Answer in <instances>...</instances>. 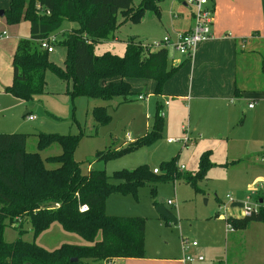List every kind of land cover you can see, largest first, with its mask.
Returning a JSON list of instances; mask_svg holds the SVG:
<instances>
[{"label":"rangeland","instance_id":"obj_1","mask_svg":"<svg viewBox=\"0 0 264 264\" xmlns=\"http://www.w3.org/2000/svg\"><path fill=\"white\" fill-rule=\"evenodd\" d=\"M140 3L141 0H131V9L136 10ZM180 4L179 0L150 2L146 6L142 5V10L135 19L130 15L123 16L119 11L115 17L117 27L114 38L93 43V52L96 55L106 51L120 55L130 38H135L140 44L158 40L155 37L159 38L163 34L161 30L157 31L159 20L160 24H166L170 10L186 13ZM8 5L9 0H0V10L7 9ZM75 27L76 22L66 20L56 32L50 34L54 35L55 42L47 50V57L61 69H65L67 55V48L62 41L67 32ZM2 30L14 40L16 37H29L26 20L9 24L2 16L0 31ZM1 36L6 38L5 35ZM11 81L12 79L10 83ZM130 84L133 94L128 101L123 102L119 98L110 101L88 99L69 93L73 85L70 76L59 78L48 69L43 92L32 95L28 101L24 102L6 91L1 94L0 132L26 133V150L39 151L42 161L48 167L53 165L48 164L46 158L59 154L61 148L57 143H52L38 150L34 133L42 131L76 135L78 141L73 150V158L79 163L80 170L83 173L90 169L102 170L113 177V183L120 182L114 178L117 172L133 170L141 165H146L150 171L156 168V175L137 185L135 191L123 193L116 189L108 192L104 205V212L108 215L144 218L146 254L159 253L179 258L193 253L203 257L202 261L191 264H264V223L248 221L244 228L231 230L228 226L230 222L226 221L229 217L241 219L245 207L257 209L262 205L259 200H263L264 192L260 188V181L264 182V179L254 180L255 183L251 185L254 181L244 173L247 171L243 167L245 163H224L225 159L220 156L221 146L192 132L193 126L186 116V105L181 106L179 100L170 99V105L167 106L163 104L164 99L160 100L153 94V80L132 78ZM138 94L143 98L137 99ZM159 100L162 101L163 116L160 138L148 144H139L115 156H96L100 152L109 153L131 146L132 142L141 139L147 129H150L151 117ZM100 106L105 107L108 114L107 121L103 123H98L91 115L93 108ZM25 110L34 114L36 119L28 120L23 115ZM205 151L210 165L204 175L194 182L186 181L183 176L175 177L166 170L164 162L173 160V166L181 175L194 174L198 169L199 158ZM167 200H171L173 204L168 205ZM159 205L175 216L176 223H169L160 217L156 211V206ZM24 227L26 232L21 236L22 239L33 240L29 223ZM3 235L6 241L18 237L12 226H7ZM34 241L47 250L64 243L87 244L80 235L63 230L57 222H52ZM184 241H195L196 246L183 251Z\"/></svg>","mask_w":264,"mask_h":264},{"label":"trees","instance_id":"obj_2","mask_svg":"<svg viewBox=\"0 0 264 264\" xmlns=\"http://www.w3.org/2000/svg\"><path fill=\"white\" fill-rule=\"evenodd\" d=\"M157 0H141L136 10L131 0H9L3 10L7 23L26 20L29 37L20 39L15 47L11 66L12 81L5 91L26 102L32 95L43 92L46 70H52L59 78H72V96L88 99H130L132 91L128 79L144 78L154 81L153 93H162L164 83L179 66L169 67L167 49L144 51L135 38L127 40L122 54L104 52L96 55L92 45L114 38L117 27L115 17H138L142 5ZM76 22L62 44L67 48L65 69L48 60L47 50L39 41L56 32L64 21ZM264 57L262 58V64ZM161 103L157 102L151 117L150 129L131 146L100 152V158L115 156L139 144H148L162 135L163 116ZM27 116V111L23 112ZM92 117L103 123L108 114L105 107H95ZM37 149L57 143L61 152L42 161L39 151H27L26 133L0 132V264H93L111 262L117 258H141L144 256L145 220L139 216H115L104 212L108 192L135 191L137 185L153 175L146 165L133 170L117 172L112 176L102 170L90 169L83 173L73 158L78 136L73 134L34 133ZM166 170L183 176L188 182L202 177L210 165L207 152L199 158L194 174L181 175L173 166V160L164 162ZM87 206L84 212L79 211ZM162 218V217H161ZM167 221V220H166ZM233 229L244 228L248 221L264 223V206L243 215L241 219H226ZM245 221V223H244ZM57 222L67 232L80 235L87 244H61L47 250L34 239ZM168 222V221H167ZM31 226L33 240L22 239L25 224ZM12 226L18 235L12 241L4 239V229ZM76 258V261L72 259Z\"/></svg>","mask_w":264,"mask_h":264},{"label":"crops","instance_id":"obj_3","mask_svg":"<svg viewBox=\"0 0 264 264\" xmlns=\"http://www.w3.org/2000/svg\"><path fill=\"white\" fill-rule=\"evenodd\" d=\"M180 5L186 13L170 10L166 24L159 20L161 37L192 26L191 9L182 2ZM209 5L210 37L189 58L167 49L168 66L179 67L164 83L162 93L155 96L164 99L167 106L170 99L186 105L192 132L221 146L224 163H245L244 173L252 181L264 179V0H209ZM1 35L6 36L5 30ZM20 39L0 37V97L12 79L11 60ZM260 183L264 192V182ZM259 201L263 205L264 196ZM181 259L144 252L141 258H117L101 264H185Z\"/></svg>","mask_w":264,"mask_h":264},{"label":"built area","instance_id":"obj_4","mask_svg":"<svg viewBox=\"0 0 264 264\" xmlns=\"http://www.w3.org/2000/svg\"><path fill=\"white\" fill-rule=\"evenodd\" d=\"M185 6L191 9V14L193 18L192 26L187 31H173L172 33H168L163 35L160 39L155 40L151 43L141 44V47L144 51H154L156 49L165 48L172 49L177 52L179 55L184 57H192L195 53L198 45L210 37V24L212 22V10L209 5V0H179ZM53 42H55L54 35H50L45 39H41L39 41L40 47L46 50L51 49L53 46ZM138 99H141L142 96H137ZM26 118L28 120H34L36 118L35 115L31 113H27ZM186 131V135H187ZM188 137L186 136V140ZM171 141V139H167ZM158 171L156 168L152 169V173L156 174ZM262 184L260 183V187ZM168 205H172L173 202L171 200H167ZM87 210L86 205H82L79 207V211L84 212ZM256 210L251 209L250 207H245L243 209V214H249L251 211ZM226 218V217H225ZM230 229L233 227L228 224ZM196 246L195 241L191 242H183L182 249L186 251L188 247ZM182 262L185 264H191L192 262H200L203 260L201 255L192 256L190 254H184L182 256Z\"/></svg>","mask_w":264,"mask_h":264},{"label":"water","instance_id":"obj_5","mask_svg":"<svg viewBox=\"0 0 264 264\" xmlns=\"http://www.w3.org/2000/svg\"><path fill=\"white\" fill-rule=\"evenodd\" d=\"M3 16V10H0V17ZM156 211L163 219L167 220L169 223H176V218L170 212H168L163 206L159 205L156 206ZM76 261V258L72 259Z\"/></svg>","mask_w":264,"mask_h":264}]
</instances>
